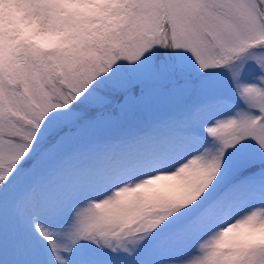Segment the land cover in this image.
Here are the masks:
<instances>
[{"label":"snow or ice","instance_id":"6c2138e0","mask_svg":"<svg viewBox=\"0 0 264 264\" xmlns=\"http://www.w3.org/2000/svg\"><path fill=\"white\" fill-rule=\"evenodd\" d=\"M14 3L0 264H264V0Z\"/></svg>","mask_w":264,"mask_h":264},{"label":"clouds","instance_id":"9594fccd","mask_svg":"<svg viewBox=\"0 0 264 264\" xmlns=\"http://www.w3.org/2000/svg\"><path fill=\"white\" fill-rule=\"evenodd\" d=\"M21 15L22 13L15 3L6 0V2L0 4V20L3 21V28L11 22L12 25L20 29L23 38L28 34L29 30L23 24L19 23Z\"/></svg>","mask_w":264,"mask_h":264},{"label":"rangeland","instance_id":"374dc122","mask_svg":"<svg viewBox=\"0 0 264 264\" xmlns=\"http://www.w3.org/2000/svg\"><path fill=\"white\" fill-rule=\"evenodd\" d=\"M4 2H6V0H0V4H2ZM8 2H13L14 3V0H8ZM0 30H3V21L2 20H0ZM23 38H25V37H23Z\"/></svg>","mask_w":264,"mask_h":264}]
</instances>
